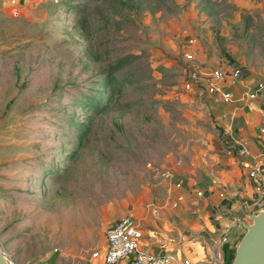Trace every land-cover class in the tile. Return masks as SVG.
Returning a JSON list of instances; mask_svg holds the SVG:
<instances>
[{"label":"rangeland","instance_id":"obj_1","mask_svg":"<svg viewBox=\"0 0 264 264\" xmlns=\"http://www.w3.org/2000/svg\"><path fill=\"white\" fill-rule=\"evenodd\" d=\"M189 54L264 79V0H0V248L12 263L77 264L109 225L166 197L159 183H199L221 104L183 90Z\"/></svg>","mask_w":264,"mask_h":264},{"label":"crops","instance_id":"obj_2","mask_svg":"<svg viewBox=\"0 0 264 264\" xmlns=\"http://www.w3.org/2000/svg\"><path fill=\"white\" fill-rule=\"evenodd\" d=\"M259 85H264V79L256 81L243 70L242 84L231 88L234 101L213 108L222 134L220 149L196 170L199 183L183 189L159 183L157 187L165 190L166 197L149 200L134 211L132 217L142 232L140 243L145 250L172 257V264L184 259L193 264L229 261L245 233L236 219L246 223L249 215L264 209V202L254 198L247 176L251 168L264 173V88L252 100L245 97ZM239 147H245L246 157L237 156ZM104 245L105 236L77 264H105L92 258ZM116 264L134 263L127 258Z\"/></svg>","mask_w":264,"mask_h":264},{"label":"built area","instance_id":"obj_3","mask_svg":"<svg viewBox=\"0 0 264 264\" xmlns=\"http://www.w3.org/2000/svg\"><path fill=\"white\" fill-rule=\"evenodd\" d=\"M187 64L181 69L182 87L185 91H195L207 95L214 104L229 103L234 101L231 88L241 85L243 82V70L238 66L228 68H197L192 64V55L186 56ZM264 88L259 85L256 89L247 91L245 97L254 99ZM261 132H264L262 129ZM240 158L247 156L245 147L236 149ZM252 183L254 198L264 202V173L258 168H251L247 173ZM180 187V184L176 185ZM105 245L103 250L92 254L93 259L100 258L105 264H116L121 260L132 258L134 264H172L173 258L162 253L145 250L141 246L142 232L138 228L132 216H124L105 229ZM2 252V251H1ZM6 258L7 264L12 263ZM181 264H193L184 259Z\"/></svg>","mask_w":264,"mask_h":264},{"label":"water","instance_id":"obj_4","mask_svg":"<svg viewBox=\"0 0 264 264\" xmlns=\"http://www.w3.org/2000/svg\"><path fill=\"white\" fill-rule=\"evenodd\" d=\"M249 224L239 221L245 230L235 249L231 264H264V209L248 216ZM0 264H7L0 248Z\"/></svg>","mask_w":264,"mask_h":264},{"label":"trees","instance_id":"obj_5","mask_svg":"<svg viewBox=\"0 0 264 264\" xmlns=\"http://www.w3.org/2000/svg\"><path fill=\"white\" fill-rule=\"evenodd\" d=\"M134 57L128 56V57H123L121 59H119L112 67L111 70L114 72L120 71L122 69H124L125 67H127L129 64H131L132 59ZM234 256H235V251L233 252L232 256L230 257L229 261L226 264H231L232 261L234 260Z\"/></svg>","mask_w":264,"mask_h":264}]
</instances>
